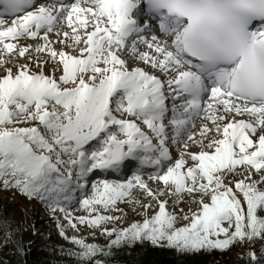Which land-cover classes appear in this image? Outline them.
I'll list each match as a JSON object with an SVG mask.
<instances>
[{"label": "snow or ice", "instance_id": "snow-or-ice-1", "mask_svg": "<svg viewBox=\"0 0 264 264\" xmlns=\"http://www.w3.org/2000/svg\"><path fill=\"white\" fill-rule=\"evenodd\" d=\"M58 25L67 29L56 31L59 51L50 39ZM22 37L44 41L34 49L47 54L42 62L26 57L32 45H19ZM121 50L166 78L129 67ZM0 68V187L62 213L57 227L81 264H107L114 248L143 240L182 253L264 240V0H0ZM201 114L205 123L190 131ZM169 142L183 144L174 162ZM128 161L139 165L131 179L89 182L95 170L119 172ZM145 165L163 182L155 192L142 179ZM237 166L241 178L230 181ZM89 183L76 216L68 204ZM135 187L158 211L149 216L153 205L144 203L142 221L109 228ZM165 191L191 194L197 210H179L188 223L177 226ZM82 226L109 243L67 235Z\"/></svg>", "mask_w": 264, "mask_h": 264}, {"label": "rangeland", "instance_id": "rangeland-1", "mask_svg": "<svg viewBox=\"0 0 264 264\" xmlns=\"http://www.w3.org/2000/svg\"><path fill=\"white\" fill-rule=\"evenodd\" d=\"M47 3V2H44ZM62 30H67L65 26L63 25H58L57 29L54 30L51 34H50V39L53 41V47L56 50H60L61 48L64 47V45L60 44V43H56L58 37L56 35V31H62ZM19 45L24 46V45H32V48L35 49V47L39 44H43L44 41L42 39H33V38H20L19 40ZM57 44V45H56ZM145 46L143 45H139V50L140 51H146V49L144 48ZM67 51H73L71 47H69L68 49H66ZM122 52L120 53L122 58H126V57H130V53L121 50ZM43 56L41 58V62L44 60L45 56L47 55L46 53L42 52ZM129 62V67H135V66H140L143 67L145 69L150 68L148 65L139 62L137 63L136 61L132 60L131 58L128 59ZM25 63H29V61H26ZM35 63L31 64V67L34 65ZM9 66H12L11 64H9ZM49 69V73L51 72L52 68H51V60L47 65V68ZM45 69V70H46ZM151 69V68H150ZM35 71H38V68L35 69ZM34 71V72H35ZM60 75V74H59ZM161 78L165 79L166 77L162 74L159 75ZM171 105L169 104V107ZM170 115V113H169ZM202 123H205V121L203 120V114H201V116H198L197 118L194 119V127H190V131L196 132L198 131L200 125ZM144 128V130L148 131L150 133V130L147 129L146 126H142ZM169 135H171V132L169 131ZM181 139H186V137H181ZM169 148H170V154L173 157V162L175 159H178L180 157V152L183 150V144L182 143H178V144H172L169 142L168 144ZM189 151L192 152H198L200 150L199 145H191L189 146ZM127 163H130L129 168L126 169V171L121 174V175H117V174H106V172H111L112 170H100L97 169L94 171V173L89 175V182H94V181H98V180H102V179H108L110 181L112 180H119V181H124L126 179H131L133 173L136 171V168L139 166L137 161H128ZM191 164V161L188 162V165ZM186 165V167L188 166ZM185 167V170H186ZM243 170V166H237V172L235 174H233L232 176H229L228 179L230 181H234L236 179H240V172ZM115 172V171H114ZM155 172V169L150 166V165H145L142 169V179L149 185V187L155 192L157 191L159 188L163 187V182H159V184L155 181L150 179V176L153 175ZM90 183L89 186H87L84 190L81 189H77L72 195L74 197V199L69 202L68 207L70 209V211H72L76 216H80V215H84L85 214V210L83 209V207L80 205L79 201L80 199L84 196V195H90L92 192V189L90 187ZM234 186V185H233ZM239 195V193H238ZM160 199H166L169 201V204L166 206L168 208V210L172 211L175 210L177 213H179V210L182 208L184 209V213H189V208H191V211H196L197 210V205L191 202V194L189 193H184L182 196L180 197H175V196H169L168 192L165 191V195L162 196ZM139 200L140 203L137 204L134 201ZM177 200H179L180 202L177 204ZM11 203L13 205V212H12V219L15 222V228H14V232H13V240L15 241V243L18 246V249L21 251V247L19 245V241H20V237L19 233H27V235L29 234H33V232L35 231L36 228L42 229L43 232H47L50 231V235L49 238L47 239L46 242V247L45 249L48 250L49 245L51 243L55 244V249H58L59 246L57 245V238L59 236H61L60 231L57 227L58 223H66L63 220V214L57 212L55 215H53L50 211V209L46 206L45 203L41 202L38 199L35 198H28L25 195H22L20 192H18L17 190H15L14 188H9V189H3L2 187H0V203L1 204H5V203ZM152 203V208L151 210L148 212V215L151 216L153 214H155L156 211H158V207H157V203L156 201H150V198L147 196V194L140 189L139 187H135L132 192H131V198H126L125 201H121L118 203V207L120 209H122V212H114V213H110L113 215H119L122 216V221L120 224H109L107 225L109 228L111 227H123V226H127L128 224L134 222V221H142L143 216L142 213L144 211L142 205L144 203ZM184 213H179L180 214V219L177 221V226H183L185 223H188L189 221H185L183 220L182 216ZM56 217H60V220L58 221ZM225 226H227L225 224ZM95 231L96 232V236L93 237L90 235L91 232ZM29 233V234H28ZM66 233L69 237H71L72 235H78V236H82V237H86L90 242H95L97 244H100L102 241L104 240H108L109 238L107 236H103L100 235L99 230L98 229H91V228H87V227H81L79 232H75L74 230H72L71 228L66 229ZM63 237V236H62ZM114 238V237H113ZM249 241L246 242H242V243H237L235 245V243L230 246L228 249L226 250H219V249H214L211 251L208 250H201L199 252H193L194 253V263L195 264H209L212 260H214V262H219L223 259V257L225 256L226 252L229 250L234 249L235 247L244 245V247H246L245 245L248 243Z\"/></svg>", "mask_w": 264, "mask_h": 264}, {"label": "trees", "instance_id": "trees-1", "mask_svg": "<svg viewBox=\"0 0 264 264\" xmlns=\"http://www.w3.org/2000/svg\"><path fill=\"white\" fill-rule=\"evenodd\" d=\"M12 209L11 203H0V239L7 238L0 246V264H81L77 256L71 254L78 250L77 246L62 236L57 238L58 249L51 243L48 250L38 246L28 252H21L12 238L15 228L11 217ZM108 243L109 239L99 245L106 246ZM245 246L235 247L227 251L221 261L212 260L209 264H255L248 256L250 250L255 251L258 258L264 256V240L249 241ZM193 257V252L182 253L174 248L155 246L148 240H143L114 248L112 254L105 259L107 264H195ZM261 264H264V260H261Z\"/></svg>", "mask_w": 264, "mask_h": 264}, {"label": "bare ground", "instance_id": "bare-ground-1", "mask_svg": "<svg viewBox=\"0 0 264 264\" xmlns=\"http://www.w3.org/2000/svg\"><path fill=\"white\" fill-rule=\"evenodd\" d=\"M9 18H11V17H9ZM157 34H159V33H157ZM159 35H162V34H159ZM27 39H29V38H27ZM138 47H139V45H138ZM144 48L146 49V46ZM126 52H128V51H126ZM42 54H43L42 52L38 54V53L35 52L34 48H30L29 49V52L26 53V57L27 56H38L39 57V60H41V58L43 56ZM129 58H131L132 60L136 61L137 63L140 62L138 59H135V58H132V57H126L124 59L128 60ZM15 59H17L18 62L21 63V64H23V63H25L27 61L26 58H22V57H18V56L15 57ZM55 64H56V60H51V68H53V66ZM9 67H11V66H9ZM31 68H32V71H35V69L37 68V65L34 64ZM13 70L15 71V68ZM146 70H148L149 72H154L155 71V70L150 69V68H148ZM45 71L47 73H49V69H46ZM2 74H3V69L0 68V75H2ZM59 74H61L60 71H57L56 75L59 76ZM155 74L158 75V76L159 75H162V73H160L159 71H155ZM129 166H130V163H127L126 162V165L119 172L111 171V172H106V174H110V175H112V174L121 175V174H123L126 171L127 168H129ZM45 234L46 233L43 232V230L42 229H39V228H36L35 231L33 232V234L27 235V233H23V234L22 233H19V236H21L20 237V241H19V245H20L21 249H23V250L26 249V247H27V245L29 243L41 244V242H42L45 245V242H44V238H45L44 236H45Z\"/></svg>", "mask_w": 264, "mask_h": 264}, {"label": "water", "instance_id": "water-1", "mask_svg": "<svg viewBox=\"0 0 264 264\" xmlns=\"http://www.w3.org/2000/svg\"><path fill=\"white\" fill-rule=\"evenodd\" d=\"M49 235H50V231H47L46 232V234H45V238H44V242H45V245H44V243H42L41 242V244H36V243H29L28 245H27V247H26V249H21V252H23V253H25V252H28L29 250H31L32 248H34V247H38V246H40V247H46V242H47V239L49 238ZM5 241H6V238H3V239H0V246L3 244V243H5Z\"/></svg>", "mask_w": 264, "mask_h": 264}]
</instances>
